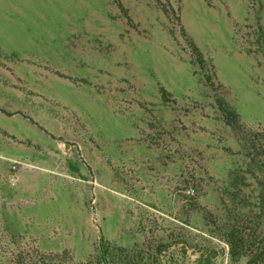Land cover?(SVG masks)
I'll list each match as a JSON object with an SVG mask.
<instances>
[{
  "label": "rangeland",
  "instance_id": "obj_1",
  "mask_svg": "<svg viewBox=\"0 0 264 264\" xmlns=\"http://www.w3.org/2000/svg\"><path fill=\"white\" fill-rule=\"evenodd\" d=\"M0 264H264V0H0Z\"/></svg>",
  "mask_w": 264,
  "mask_h": 264
}]
</instances>
